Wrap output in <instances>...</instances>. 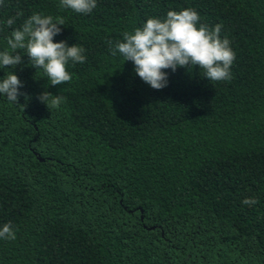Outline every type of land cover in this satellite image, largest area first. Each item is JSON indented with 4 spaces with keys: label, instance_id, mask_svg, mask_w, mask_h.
<instances>
[{
    "label": "trees",
    "instance_id": "1",
    "mask_svg": "<svg viewBox=\"0 0 264 264\" xmlns=\"http://www.w3.org/2000/svg\"><path fill=\"white\" fill-rule=\"evenodd\" d=\"M185 8L222 25L232 78L181 67L153 89L110 49ZM34 13L63 19L54 42L78 43L86 61L56 86L27 56L0 69L27 94H0V228L16 231L0 264H264V0H97L87 15L3 0L0 50ZM44 91L65 97L60 108Z\"/></svg>",
    "mask_w": 264,
    "mask_h": 264
},
{
    "label": "clouds",
    "instance_id": "2",
    "mask_svg": "<svg viewBox=\"0 0 264 264\" xmlns=\"http://www.w3.org/2000/svg\"><path fill=\"white\" fill-rule=\"evenodd\" d=\"M3 0H0L2 5ZM60 6L71 9L77 14H90L97 7V0H60ZM16 18L7 19L12 26ZM63 19L51 15L34 13L15 28L7 38V47L0 50V69L11 66L12 69L22 64L23 57L29 58L28 66L35 68V78L41 70L49 86L62 85L72 80L67 70L71 62L84 63L85 49L78 43L69 46L67 41L54 42V37L61 33ZM222 25L211 27L200 22V14L194 8L181 11L170 10L165 18L151 17L142 27L133 32H124L123 39L116 41L110 49L113 56L119 52L125 61H132L134 72L146 84L156 90L168 85V72L185 68L189 72L199 66L203 78L212 84L229 81L236 53L227 37L221 36ZM111 43V42H109ZM200 74V72H199ZM201 76V75H200ZM23 83L13 71L6 72L0 79V94L9 103L19 104ZM49 109L60 108L65 97L44 91L37 97ZM253 198H246L244 204H255ZM0 239L15 240L16 231L11 223L0 228Z\"/></svg>",
    "mask_w": 264,
    "mask_h": 264
}]
</instances>
